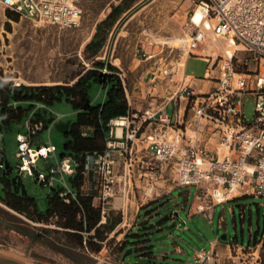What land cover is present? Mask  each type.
<instances>
[{
    "label": "built area",
    "instance_id": "built-area-1",
    "mask_svg": "<svg viewBox=\"0 0 264 264\" xmlns=\"http://www.w3.org/2000/svg\"><path fill=\"white\" fill-rule=\"evenodd\" d=\"M195 2L186 26L184 50L187 56L209 63V69L198 79L213 84L197 86L191 81L193 76L185 72L177 79L179 63H163L146 81L149 107L130 110L110 121L105 149L87 154L82 170L89 183L85 193L101 209L103 220L117 197L125 200L138 193L142 200L160 196L158 183L162 178L179 187L195 185L200 190L197 197L205 205L201 209L237 196L264 195V0ZM81 3L82 0H0V5L21 17L62 29L81 25ZM197 9L200 22L194 20ZM209 41L219 42L222 52L211 48L201 50L207 51L205 54L199 52ZM226 47L233 48V55L225 54ZM214 68L217 75L212 76ZM248 98L254 102L250 117L245 113ZM43 108L47 109V105L38 102V109ZM46 127L51 128L41 118L29 119L27 131L17 134V156L21 160L18 168L52 185L58 173H79L80 162L64 155L50 167L48 175L37 170L34 165L38 158L56 154L51 143L32 146L33 138ZM3 166L0 163V168ZM60 196L70 202L75 194L61 188ZM232 249L224 257L213 247L201 248L191 264L261 263L260 254H254L252 246L235 243ZM246 251L251 253L248 258L234 260L233 255Z\"/></svg>",
    "mask_w": 264,
    "mask_h": 264
},
{
    "label": "rangeland",
    "instance_id": "rangeland-1",
    "mask_svg": "<svg viewBox=\"0 0 264 264\" xmlns=\"http://www.w3.org/2000/svg\"><path fill=\"white\" fill-rule=\"evenodd\" d=\"M108 1L85 0L88 6L85 23H81L79 27L67 29L37 23L20 15L18 19H15L8 15V8L0 5V78L16 80L24 84L74 83L92 67V63L84 58L83 51L87 42L92 38L94 21ZM165 4L168 5L170 12L176 16L182 14L185 18L183 22H180V29L175 31L173 36L165 40L166 42L160 47L150 48L146 55H142L145 51L138 52V58H145L149 53L154 54L145 62L144 71H141L140 66L135 70L129 69L136 53L130 48L129 43H125L122 48L113 53L121 60L122 69L118 68V72L121 74L119 77L124 80L127 87L138 85V81L142 80V74H145L149 69L150 72L144 78L146 84L147 78L153 70L163 63L172 62L179 63L177 79H181L185 72L195 75L192 80L199 83L207 82L198 79L210 67L206 60L191 59L187 69L185 67L187 58L194 57L187 56L185 53L184 41L190 14L195 8V0H166ZM174 21L178 23L177 20ZM222 44L226 45V41L223 40ZM209 48L218 51V53L222 52L220 43L212 41H209L206 46H202L199 52L205 54L207 51L201 50ZM210 74L217 75V68H214ZM108 89L109 85H103L93 79L88 87L91 102L93 104L104 102ZM60 97L61 99H57L47 106L49 113L43 117L46 123L47 119L54 118V121L48 124L51 127L50 130L48 127L44 128L34 137L32 143L33 147L50 143L56 147L55 155L51 154L47 158L40 157L34 165L37 170L47 175L50 172V167L56 166L64 155L70 153V150L65 147L66 134L55 129V126L67 121L74 123L78 118V111L74 108L72 101L65 94ZM146 99H149L148 96ZM246 103L245 113L250 117L254 110L253 99L248 98ZM17 106H21L24 113L20 118L12 119L10 126L4 123L0 116V152L6 154L9 164L14 167L15 171L18 170V164L21 163L17 156V134L26 132L27 121L40 118L41 114L36 100L19 101ZM167 110L171 115L172 106H169ZM76 176V173L72 175L58 173L54 176L53 184L50 185L37 180L36 175L24 173L23 183L27 188L28 195L37 202L44 200L47 207L49 194L54 192L52 188L70 189L75 195L78 193L74 184ZM173 188L172 193L164 198H162V192L160 196L142 198V200L138 193L130 195L125 200L121 198L123 203L127 204L126 207L120 204L121 200H118L116 205L113 202L111 216L120 218L121 222L109 234L108 240L102 244L103 247L99 252L81 246L77 242L76 235H70L65 229L56 225L55 218L50 221H36L14 209H11L13 212H10L2 208L7 218L24 223L22 227L27 234L0 226V250L13 253L16 259L38 264H101L103 261L107 262H103L105 264H190L197 251L207 248L209 240L214 238L217 232H220L221 236L228 235L231 238L236 235L239 238L244 237L247 241L250 231L256 233L258 229L260 231L264 229V195L239 196V199L220 204L213 217L189 216L184 205L189 207L192 202L195 204V195L200 190L195 185L179 187L175 183ZM141 205H144V209L132 232H150L148 237L151 238L153 255L148 257L133 252L123 262L118 257L120 242L129 231L125 232L127 225L125 224L123 227L122 223L125 219L129 221L131 218H136V209L142 208ZM176 213L177 215H175ZM220 215L225 217L221 227H219ZM182 220L186 223L185 227H180ZM160 237L162 239L155 241ZM130 240L134 239L131 237ZM261 249L260 264H264V249Z\"/></svg>",
    "mask_w": 264,
    "mask_h": 264
},
{
    "label": "trees",
    "instance_id": "trees-1",
    "mask_svg": "<svg viewBox=\"0 0 264 264\" xmlns=\"http://www.w3.org/2000/svg\"><path fill=\"white\" fill-rule=\"evenodd\" d=\"M134 1L121 0L119 4L112 5L111 12L97 24L96 32L87 42L83 51L84 58L92 63V67L74 83H21L15 85L12 80L0 78V116L3 122L9 126L12 119L20 118L24 113V109L17 106L19 101L36 100L48 106L55 100L61 99L60 96L65 94L78 111L77 121L71 123L68 132L65 133L67 136L65 147L70 150L68 155L80 162V171L74 179L78 193L75 197H70V202H66L60 196L61 189L52 188L54 192L49 194V205L45 212L35 201L24 202L15 199L18 205H15L14 208L36 221H50L55 218L56 225L65 229L70 235H76L77 242L81 246L96 252L102 249V244L108 240L109 234L115 230L121 219L111 216L112 209L110 207L103 220L101 209L93 204L92 197L81 191L84 184L82 170L87 154L101 152L105 149L109 138L110 121L128 114L131 110L122 80L119 77L118 67L101 59L100 56L117 16L129 8ZM7 13L15 19L19 18V14L14 11L8 9ZM93 79L103 85H109L105 101L99 104H93L88 94V83ZM39 117L44 120L41 114ZM239 198L237 196L231 200ZM149 233L147 231L127 232L125 238L120 242V253H124L128 246H131L133 252L152 257ZM131 237L134 239L133 241L130 240ZM262 240L264 249V233Z\"/></svg>",
    "mask_w": 264,
    "mask_h": 264
},
{
    "label": "crops",
    "instance_id": "crops-1",
    "mask_svg": "<svg viewBox=\"0 0 264 264\" xmlns=\"http://www.w3.org/2000/svg\"><path fill=\"white\" fill-rule=\"evenodd\" d=\"M121 2V0H109L105 8H102V12L98 15V17L95 19L93 26H92V32L91 35L96 32V26L97 24L106 18V16L111 12L112 5H117ZM166 0H135L133 4L126 8L122 13H120L115 22L113 23L109 35L107 37V40L102 48V55L100 56L101 59H106L105 61H109L111 64L115 65L118 68H121V60L118 56H114L113 53L122 48L125 43H129V46L131 49L135 50V59L132 60L129 69L135 70L136 68L142 69L141 71H144V67L146 65V61L149 60V57L145 58H138V52L145 51L142 53V55H146L147 51L150 48H158L160 45L164 44L166 42L165 40L171 38L175 31L177 32L180 29V22H183L184 15L173 14L170 12L168 5L165 4ZM82 8H83V16H82V23H85L86 19V11H88V6L85 3V0H82ZM174 20H177L175 23ZM191 59H197V60H203L199 59L197 57H191L187 58L185 62V67L187 69L188 64ZM184 65V62L182 63ZM128 69V70H129ZM138 70V69H137ZM150 72L149 69L146 70L145 74H142V80L138 81L139 84L131 87H127L124 80H122L126 97L128 100V104L131 107V110L136 111H143L144 109L149 107V99H146L145 95V81L144 78L147 76V74ZM144 73V72H143ZM120 74V73H119ZM126 74V73H125ZM195 77V75L190 74ZM198 77V76H196ZM201 77V76H199ZM193 84L197 86H211L213 84L212 81H207L206 83H199L198 81L191 80ZM161 95H163V92L160 89ZM111 129V126H110ZM119 131V129H118ZM110 135V131H109ZM34 141V138H33ZM32 141V143H33ZM88 180H85L84 177V184L81 187V191L85 193L87 188ZM173 182L168 180L167 178L160 179L158 185L160 187V190L162 192V198L170 195L173 191ZM198 194V193H197ZM197 194L195 195L196 203L192 202L190 206L184 205V209L188 210L189 216L192 215H203L208 217H213L216 208L220 204L211 205L208 209H201L204 202L199 200L197 197ZM160 199V198H159ZM158 199V200H159ZM120 201V204H123L124 207L127 206V204L119 197H117L113 202L116 205L117 202ZM224 204V203H221ZM114 206V205H113ZM142 208L136 209V218H131L129 221L125 219L123 221L122 226L124 227L125 224L127 225V228L125 229V232L129 231L132 232L133 229L136 227L139 218L141 217V211L144 209V205H141ZM148 207V206H147ZM146 208V207H145ZM17 212H20L16 210ZM22 213V212H20ZM24 214V213H22ZM26 215V214H24ZM175 217V216H174ZM32 219V218H31ZM225 220V217L223 215L219 216V227H221L222 222ZM184 221V220H183ZM38 224V223H35ZM184 227L186 226V223L184 222ZM264 233V229L262 232L258 229V232L253 233L250 231L249 238L247 241H245L244 237L239 238L237 235L234 237H228L226 235L225 238H222L220 235V232H217L216 236L209 240V246L207 248L213 247L217 249L224 257L229 256L231 254L232 245L235 243H242L245 246H252V249L255 253L261 254L262 251V236ZM123 253H119V259L121 260ZM197 254V253H196ZM195 254V255H196ZM250 252H242L240 255H233L234 260H239L240 258L246 259L250 256ZM153 255V254H152ZM191 264V263H190Z\"/></svg>",
    "mask_w": 264,
    "mask_h": 264
},
{
    "label": "water",
    "instance_id": "water-1",
    "mask_svg": "<svg viewBox=\"0 0 264 264\" xmlns=\"http://www.w3.org/2000/svg\"><path fill=\"white\" fill-rule=\"evenodd\" d=\"M91 85V82L88 83V87ZM49 113V110L46 108H43L41 110V115L43 117H46ZM54 121V118L51 117L47 119V124L52 123ZM71 126V121L67 122H61L58 123L55 126V129L62 131L64 133H67L69 128ZM0 163H3L4 166L3 168H0V175L1 176H6L9 178L10 183L12 184L13 191L17 194L20 193L21 196H29L27 188L25 184L23 183V172H21L18 168L17 171H15L14 167L11 166L8 162L7 156L4 152H0ZM37 204L40 206L41 210L46 209V204L44 200H41L37 202ZM177 215V213L175 214ZM184 221H181L180 227H184ZM226 235H222V238H225ZM160 238H156L155 241H158ZM133 253V247H128L124 253L122 254L121 261L125 262L126 258ZM0 264H38V263H31L23 260L16 259L12 256L1 254L0 253Z\"/></svg>",
    "mask_w": 264,
    "mask_h": 264
},
{
    "label": "flooded vegetation",
    "instance_id": "flooded-vegetation-1",
    "mask_svg": "<svg viewBox=\"0 0 264 264\" xmlns=\"http://www.w3.org/2000/svg\"><path fill=\"white\" fill-rule=\"evenodd\" d=\"M15 199H17L16 201H18L19 199V201L21 200L24 202H37L31 196H21L20 193H15L13 191V187L9 181V178L0 175V226L10 230L22 232L23 234H27L26 230L22 227L24 225L23 222L12 221L11 219L5 216V213L2 210V208H5L10 212H13L11 209L16 210L14 207L15 205H18V202H15ZM45 210L43 211L45 212ZM22 219L25 221H29L26 218Z\"/></svg>",
    "mask_w": 264,
    "mask_h": 264
},
{
    "label": "bare ground",
    "instance_id": "bare-ground-1",
    "mask_svg": "<svg viewBox=\"0 0 264 264\" xmlns=\"http://www.w3.org/2000/svg\"><path fill=\"white\" fill-rule=\"evenodd\" d=\"M194 20L196 22H200L201 21V13H200V10L199 9L196 10V13L194 15ZM225 51H226L225 52L226 55H228V56L233 55V48L232 47L225 48ZM118 132H119V134L121 133V129L120 128H119V131ZM0 253L1 254H5V255H9V256H12V257H15V255H13V253L7 252L6 250L5 251L0 250ZM131 264H136V263H131Z\"/></svg>",
    "mask_w": 264,
    "mask_h": 264
}]
</instances>
